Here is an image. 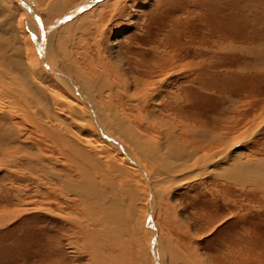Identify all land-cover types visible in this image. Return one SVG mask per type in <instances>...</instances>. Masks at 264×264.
Masks as SVG:
<instances>
[{
    "label": "bare ground",
    "instance_id": "obj_1",
    "mask_svg": "<svg viewBox=\"0 0 264 264\" xmlns=\"http://www.w3.org/2000/svg\"><path fill=\"white\" fill-rule=\"evenodd\" d=\"M29 1L30 0H0V169H2L3 172L2 179H4V181L9 180V188L16 190L14 192L12 191L14 198L25 205L35 203L33 208L38 210L42 209V211L45 210L44 214L48 213L49 215L56 216L59 215V210L56 211L53 209L54 207L48 206L49 203L51 204V201H54L55 192L63 195L66 192H71L76 198L72 196L74 199L72 200L82 204L81 208L83 212H79L82 213L83 216L82 218L74 217V220L71 218L72 221L69 226L72 232L68 236L74 239H70L69 243L76 248L83 244L85 250L86 246H91L92 249L89 247L91 256L94 257L95 255V257L100 259L102 256H99V254L103 252L100 248V246L102 247L101 244L105 245L106 243L107 246H111V244H113L111 243L112 240H116L117 244L120 242L123 243L125 241L124 236H128L130 240H135V235L137 237V235L141 233L142 224L144 226L145 213L142 211L141 214V211L139 213L138 210L142 203L140 194L138 193V190H140L139 185L142 184L140 180L141 175L137 173L136 170L140 169L142 173L147 172L148 174L156 173L158 176H163L161 180L171 184L176 180L174 177L176 175L175 173H185L186 177H190L191 175L194 176V178L196 177L199 183L204 185V188L208 191L207 193L212 197L209 199L210 202L207 205V209H204V226L212 225L216 221L215 218L217 214L219 215L225 210L228 211L230 209V212L234 213L231 215L236 216L235 228H238L239 232L235 231V234L230 237L226 235L223 239L224 242H219L222 243L220 244L221 249L218 248L221 252L216 254V264H254L255 252L252 253V251L246 250L245 255L243 251V259H238L239 257H237L241 252L240 241L242 237L237 238L236 236L244 234L240 230L239 222H242L241 228L245 226L243 223L245 214L237 215V208L241 201L238 195L240 192H243L242 187H244L245 184H251V186L256 184L257 187L264 190V161H257L256 159L245 160L242 151L233 150L235 147L239 148L241 143L247 141L258 129H264V114L257 117L254 113L247 117L245 121L242 120L243 116L250 115L256 107L264 109V104H257L259 103L258 99L260 97L256 96L246 103L239 98H236L237 100L234 98L231 100L229 109L224 106L225 100L221 97L215 98L214 109L207 108L206 105L208 101L212 100L211 93L206 90L209 87V79L205 77L204 74H206L208 70L205 62L199 63L195 61L197 58L196 54L205 50V47L202 46V49L193 48V42L195 40V37H193L195 35L193 33H191V41L190 39L182 38L184 39L183 42L181 41V43H178L176 38H171L170 36L174 34L177 36V39H180V32L173 30V22L175 21V27L178 22L171 19L170 17L172 16L168 17L170 19L168 24L165 23V25L167 24L169 26H167L168 28H166V30L170 31L164 33L162 37H159L157 34L160 31V27L163 25H158L157 21V24L154 26H151L150 22L149 24H145V22H143L144 18L140 19L138 23V20H135L134 16L131 24L136 27L137 35H133L131 36L132 38H129V40L125 39V41L133 43L132 46H134L135 49H125L127 55L129 54L127 62H117L116 58H118V55L112 52L110 54L111 59L108 61L109 68L106 70L102 66L98 67L99 65L97 66L94 64L95 62L92 63L94 59L91 60L90 58L85 59L87 60L85 61L87 64L86 67H84V65L78 66L73 63V61L76 60L73 56L75 53L72 55V51L70 53L66 51L67 53H64L66 54L65 57H61L64 55L60 56L62 62H60L59 67L74 79L76 86L81 90V94L79 93L78 95L85 97L82 99L85 102L87 101L88 108L89 106L92 108L93 115L96 114L98 116L102 128L108 134L116 137L120 143L128 148L130 157H137L140 167L135 165L130 166L126 163L127 160L122 154H119L117 150L113 149L103 140L97 138L95 129L91 128L92 126L90 123L88 124L89 121H86L89 119V115L84 112L86 117L81 115L82 110L84 111L83 105L81 106L78 100H73L70 95L71 93L68 94V91L65 90H54V86L51 87L47 81L48 74L45 71H43V74L41 73L42 75L40 76L36 73L38 68L36 69L32 66V62L35 63V60L32 61L33 54L34 59L35 57L37 58V56H35L36 50L33 45L36 44L34 43L36 39L33 41V34L31 38L28 32L24 30L25 27L23 26L25 38L32 48L31 53L27 52L28 50L26 49H29V47H27L28 43L21 34L22 31H19L18 27L20 25L16 22L18 17L28 20H31V18L35 20V17L37 18L36 13H34V6ZM47 1L48 2H46V0H34L40 9L41 6L46 5L44 9L47 16L51 12L61 14V9L64 5L59 6L54 4L51 7L52 0ZM107 2L109 3V0H103L85 11L82 10L83 12H80L81 14L78 13L79 15L77 14L75 18L59 29L56 27L51 31L49 30V37L45 44V50L48 51L49 54L43 55L45 59H47L46 55L50 56V60L51 55L55 54L52 41L53 36L55 37L54 41H62V44L66 45L70 35H66L65 32L74 29L75 26L73 25H75L77 21L80 22L77 24V27L82 28L83 24L85 25L90 22V14H93V11L98 10L101 15L103 9L100 7ZM205 8H207V6ZM114 10L116 11L117 9L114 8ZM41 20L45 24L50 22L43 17H41ZM38 21L39 19L37 18V23L36 21H33L31 25L25 23L30 33L35 29V37L37 34L39 35L41 31H45L44 28L42 29V27H40L42 23L39 25ZM86 27L87 26H85V28ZM164 28L162 27L161 30ZM17 29L20 33H17ZM71 37L73 38V36ZM80 38L83 41V38ZM37 39H41L39 41L44 42L42 33L41 38L37 37ZM114 40L112 44L116 43ZM200 43L205 44V39H201ZM83 49H85V47ZM85 52L82 51L83 55L88 51ZM97 53L98 52H96V54ZM182 54L183 58L187 59L185 61L183 60L184 62L181 64L179 61L175 64V61L181 58ZM86 58L88 57L86 56ZM45 59H43V63L52 71V68L48 67L49 62L47 61V63L44 61ZM57 61L59 60L57 59ZM122 65L129 66L125 71L126 73L121 72ZM243 68L241 72H264V66L260 68L252 67L250 70ZM196 69L198 70V75H195ZM179 73H187L186 76L183 75L179 77L180 79H186L184 83L179 84L176 78L169 80L174 76H178ZM246 75H248V73ZM114 76L119 79V82L114 80ZM59 77L61 80L63 79L65 81L64 75L59 74ZM110 77H113L114 81H110ZM128 78H130V80H128ZM223 83L225 82L223 81ZM71 87L74 92L77 90L76 87L72 85ZM244 87L243 85V88ZM101 89H107L108 101L105 100V98L104 101L96 98L95 93L98 94V97L102 95ZM249 89H251V87ZM111 94H115V98L117 96L116 99L120 106L125 99L123 100L118 94L125 95L127 98L126 101H129L128 103L131 108L137 111L142 109L144 111V108L152 104L153 110L159 113L154 116L153 122L156 123V126L159 127L161 131H158L159 133L156 135L147 132V130H140L138 127L134 126V124L132 125L134 122L131 123L130 120H134V118L140 115L138 116L136 113L131 117H127L116 109L113 110L115 104L112 106L114 102H111V100H113ZM245 94L254 96L252 91H250V93L246 91ZM130 100H133V102L130 103ZM238 101L241 102L239 106L236 105ZM178 107L181 109L180 111L182 114L190 115L193 120L205 124L204 127L189 125L191 118L185 116L189 126L186 131L190 137L188 142L185 141L180 129L177 132L179 125L184 126L186 124V121L177 120L178 116L175 114L174 108ZM223 110L230 113L229 119L231 120V125L224 122L216 124L217 120L224 118L221 115ZM68 115L72 118L70 121L68 120ZM257 119L259 121H257ZM96 124L97 123H95V125ZM28 125L31 127H26ZM89 130L92 136H89L90 138L86 137L87 140H84L86 144H89V147L84 145L85 148L88 147V149H85L82 146L83 142L81 140H83L84 136L81 133L84 134V131L89 132ZM33 133L36 135L38 134L41 139H34ZM93 133H95L96 136H93ZM158 139H160L159 142L157 141ZM42 141L47 142L51 149L47 148ZM46 150L50 151L49 154L45 153ZM101 150H103V155L107 160L106 163L103 162L104 160L99 162L93 155L95 151L96 154L97 151L101 153ZM58 157L61 159L60 168L56 167L58 159H54ZM63 158L69 165L76 168L77 173L81 174L82 178L80 177V180L71 181V179H69L70 177H67L62 169L66 163ZM86 162H88L89 165H87ZM185 175L183 178H185ZM146 176L144 175V179L147 181L146 183L148 185L151 184L148 189L152 188L153 193V188H156L154 185L155 179L145 178ZM96 177H98V179H96ZM119 177H122L123 180L117 179ZM212 177H214L215 180L209 181ZM202 178L203 181L201 180ZM156 181L159 180L157 179ZM207 182H209V184ZM142 185V187H144V184ZM9 188L4 190V186H0V190L5 191L1 192L0 200H8L6 195L8 196L9 194ZM161 188L163 187L161 186ZM143 190H145L146 193V187H144ZM253 195L255 194L251 196L253 197ZM261 196L264 197V195ZM145 198L147 200V197H144L143 200H145ZM43 204L46 205L45 208L41 207ZM240 211L241 210H239V212ZM247 212L248 210L246 213ZM85 215L87 216L86 218L91 221L90 223L93 227L97 226V233H92L93 235L91 237L87 235L90 233H85L83 231L75 233L77 225L81 226L83 224L82 219ZM141 216L142 222L139 220ZM250 216L256 217L255 214H250ZM138 223L139 225H137ZM82 239L85 242L80 244L79 241ZM238 239L240 241H238ZM256 240L247 244L249 249H255V245L258 243ZM239 242V247H237L236 245H238ZM125 246H123L122 251L126 250L124 249L126 248ZM94 248L97 249L94 250ZM158 253L160 254V251ZM115 254H111L112 257L115 258ZM121 254H124V252ZM50 255L51 254L47 253V261H49ZM228 255L231 257L228 258ZM193 256L197 264H206L197 254L193 253ZM105 262L106 260L102 261V264ZM109 264H111V261H109Z\"/></svg>",
    "mask_w": 264,
    "mask_h": 264
},
{
    "label": "rangeland",
    "instance_id": "obj_2",
    "mask_svg": "<svg viewBox=\"0 0 264 264\" xmlns=\"http://www.w3.org/2000/svg\"><path fill=\"white\" fill-rule=\"evenodd\" d=\"M102 1L103 0H97V1L96 0H52L51 7L54 4H57L59 6L64 5V7L61 9L62 11L61 14H58L56 12H51L47 16L44 9L46 8V5L41 6L40 9V7L37 6L34 0H30L29 2L34 6V11H35L34 13H36L37 18L40 21V22L38 21V23L39 25L42 23L40 27H42V29L44 28L45 30L44 31L45 33L41 31L42 36H44V42L39 41L41 39L39 40L37 39V37L41 38V33H39V35L37 34L35 37L34 35L35 29L32 30L31 28L32 32L30 33L27 29L28 28L27 25L25 24L28 23V25L29 24L31 25L33 21H36L37 23L36 17L35 20L32 18L31 20H28L26 18L23 19L18 17L16 22L17 24L20 25V26L18 25L19 26L18 28L20 32L22 31L21 34L23 35L24 38H25V33L23 32V26L25 27L24 30L28 32L31 38L33 34L34 39L32 40L34 41L36 39V41H34V43L36 44L33 45H34V49L36 50L35 56H37V58L35 57L34 59V54H33V59H32V61L35 60V63L32 62V66L35 67L36 69L38 68L36 73L40 76L43 74V71H45L48 74L47 81L51 87L54 86L53 87L54 90L56 91L65 90L68 91L67 92L68 94L71 93L70 95L72 96L73 100L76 99L81 103V106L83 105L82 107L84 111L82 110L81 115L83 116L84 113L89 115V119L86 121L87 122L89 121L88 124L90 123V125L92 126L91 128L95 129L97 138L103 140L113 149L117 150L119 154H122V156L127 160L126 163L128 165L130 166L135 165L137 167H140L137 161L138 160L137 157H132V156L130 157L128 154L129 153L128 148H126V146L120 143L116 137L108 134L102 128V124H100L101 121L98 118V116L96 114L93 115L91 110L92 108H90V106L88 108L87 101L85 102L82 99L85 97H83L82 95H78L79 93L81 94L80 92L81 90H79V87L76 86V82L74 81V79L71 78L67 74V72H64L63 69L59 67V64L60 62H62L61 57L66 56V54H64L67 53L66 51H68L69 53L72 51V55L75 53L73 56L76 60H74L73 63L77 64L78 66L84 65V67H86L87 64L85 61L87 60L85 59L90 58L91 60L94 59L92 63L95 62L94 64H96L97 66L99 65L98 67L102 66L106 70L109 68L108 61L111 59L110 54L112 52L117 53L118 55V58H116L117 62L118 61L127 62V59H129L128 57L129 54L127 55L125 49L128 48L135 49V47L132 46L133 43H129L125 41V39L129 40V38H132L131 36L137 35L136 27L131 24L132 18L134 16H135L134 19L138 20V23L140 19L144 18L143 22H145V24L146 23L149 24L150 22L151 26L152 25L154 26L157 23L158 25H163L160 27V31L157 34L159 37H162L164 33L170 31V30H166V28L169 27L167 25L170 20L168 17L172 16L170 18L178 22L176 24V27H175V21L173 22L174 23L173 30H175L176 32L178 31L180 32L179 35L180 39H177V36H175L174 34L170 36L171 38H176V40H178L177 42L181 43V41L183 42L184 40L182 38L190 39L191 33H193L195 35L193 36L195 37L194 38L195 40L194 42L192 41L194 45L193 48L202 49L203 48L202 46L205 47V50H203L201 53L199 54L195 53L197 56L195 61L199 63L205 62L207 70L209 71V72L207 71V73L204 74L205 77L209 79L208 80L209 87L206 90H208V92L211 93L210 95L212 97V100L208 101V104L206 105L207 108L214 109L215 98H220V97L223 100H225L224 106H226L227 109L230 108L231 100L234 98L235 99L239 98L246 103L248 101H251L256 96H258L260 98L258 99L259 103L257 104L260 105L264 104V72L258 73L254 71H249L247 72L248 75H246L247 74L246 72H241L244 66H245L244 68H246L247 70H250V68L252 67L260 68L264 66L263 64L264 63V0H201V1L200 0H191V1L190 0H109V3L107 2L108 4L105 3V5L100 7L101 9H103L102 13L100 12L101 15L99 14L98 10L93 11V14H90L91 15L90 18L88 17L90 22H88L85 25L83 24L84 26L82 25V28H78L77 24H79L80 22L77 21L75 25H73L75 26L74 29L65 32L66 35L68 34L70 35L66 45L62 44V41L60 42L54 41L55 37L53 36L52 41H53V49L55 51L54 52L55 54L51 55V58L49 60L50 56H47L49 52L45 50L46 49L45 44L48 40L49 37L48 35L50 33V32L48 33V31L49 30L51 31L56 27L57 29H59L61 26H63L64 24L70 22L73 18H75L78 13L91 8L95 4H98ZM46 2L48 1L46 0ZM82 4L83 5L87 4L88 8L84 9L83 11H79L78 13H74V15L71 18L66 19V17L73 14V12ZM89 4L91 5L89 6ZM206 6L207 8H205ZM114 8H116L117 10L115 11ZM41 17L45 18L47 21L50 22L48 24H45L41 20ZM165 23L167 24L165 25ZM85 26L87 27L85 28ZM162 27L164 28L163 30H161ZM19 31L17 29V33H20ZM80 33L82 34V36ZM71 36H73V38ZM80 37L83 38L84 42ZM201 39L203 40L205 39L206 43L205 44L200 43ZM113 40L116 41L115 44H112ZM27 47H29V49L28 48L26 49L28 50L27 52L31 53L32 48L31 46H29V43ZM84 47L85 49H83ZM82 51L84 52L88 51V52L87 53L85 52L86 54L83 55ZM96 52L98 53L96 54ZM45 54H47L46 55L47 59H45V57L43 56ZM85 55L88 58H86ZM43 59H45L44 61L49 62L48 67H51L52 71L48 69L47 66L43 63ZM57 59L59 61H57ZM186 59L187 58H183V54H182L181 58L175 61V64L178 61L181 64ZM127 68H129V66L122 65L121 72L126 73L125 71L127 70ZM195 72H196L195 75H198L197 69L195 70ZM59 74L64 75L65 81L63 79L62 80L60 79ZM186 74L187 73H179L178 76H174L169 80L176 78L179 84L184 83L186 79L185 78L180 79L179 77L183 75L186 76ZM200 75L204 76L203 74ZM239 76L242 78H240ZM117 79L118 78L114 76V80L119 82V79L118 80ZM109 80L114 81L113 77H110ZM128 80H130V78H128ZM222 80L225 83H223ZM69 84L76 87L77 90H75L74 92L71 85ZM243 85L246 88L245 87L243 88ZM250 87L251 89L253 88L255 90L249 89ZM101 91H102L101 92L102 95L100 97H98L97 96L98 94L95 93L96 98L102 101H104L105 98V100L108 101L109 97L107 96L108 94L107 89L105 90L101 89ZM246 91L249 93L250 91H252L254 96L249 94L246 95L245 94ZM114 95L115 94H111V98L113 99L111 100V102L112 101L114 102V103L112 102L113 103L112 106L115 104V106H113V110L116 109L118 112L122 113L124 116L127 117H131L136 113L138 116L140 115L139 117H137L140 122L138 121L137 118H134L135 121L130 120L131 123L134 122L132 123V125L134 124V126L138 127V129L144 131L147 130V132H151L152 134H156V135L161 131L160 128L156 126V123L153 122L154 116L158 115L159 113L153 110L152 104L151 105L149 104V106L144 108V111L143 109L137 111L131 108V106L128 103L129 101L128 102L126 101L127 98L125 95L123 96V94H118V96L122 97L123 100L125 99L124 100L125 102L123 101L121 103L122 104L121 106L119 105L118 100L116 99L117 96L115 98ZM131 102H133V100H130V103ZM236 105L238 106L241 105V102L238 101ZM174 109H175L174 110L175 114L178 116L177 120L186 121V124L184 126L179 125L177 132L180 129L182 136H184L185 138V141L188 142V140H190V137L186 133V131L187 128H189V126L185 116L191 118L189 121V125L192 126L198 125L199 127H204L205 124L193 120L190 115L182 114L180 111L181 109L179 107ZM263 111L264 109H262L261 107H256L255 109H253L250 115L248 114L247 116H243L242 120L245 121L247 117L251 116L254 113L258 117L259 115L264 114ZM221 115L224 118L217 120L216 124H218L219 122H224L229 125L232 124L230 123L231 121L229 119L230 113L228 111L223 110L221 112ZM68 116H69L68 120L70 121L72 118H70V115ZM257 121L259 120L257 119ZM94 122L97 124L95 125ZM26 127L30 128L31 126L28 125ZM81 134L84 136L83 140H81L83 142L82 144L83 148H85L84 145L89 147V144H86L84 140H87L86 137L92 136L91 131L90 130L89 132L84 131V134L83 133ZM93 136H96L95 133H93ZM33 138L38 140L41 139L39 135L38 134L36 135L35 133H33ZM157 141L159 142L160 139H158ZM42 142L45 143L47 148L51 149V147L48 145L47 142L45 141ZM88 147H86L85 149H88ZM235 150L242 151L244 153L243 157H245V160L256 159L257 161H264V129H258L254 135H252L249 139H247V141L242 142L239 148L235 147L233 151ZM49 152L50 151L48 150L45 151L46 154L47 153L49 154ZM99 152L100 151H97L96 154L95 151V154H93L95 159L98 160L99 162L104 160L103 162L106 163L107 160L103 155V150H101L102 155ZM54 159L55 160L58 159L57 160L58 164L56 165V167L60 168L61 159L59 157ZM63 160L66 163L64 164L65 167L63 166L64 168L62 167V169L66 173L67 177L68 178L70 177L69 179H71V181L80 180L82 176L81 174L76 172L77 171L76 168L69 165L64 158ZM86 164L89 165L88 162H86ZM136 171L137 173H140L141 183L144 184V187H146L147 189L146 190L147 194H146L145 190H143L144 188L142 187L143 185L142 184L139 185L140 190H138L139 191L138 193L140 194L141 197L142 203L140 209L141 208L142 209L141 210L138 209V210L139 213L141 211V214L142 211L143 213H145L144 226L142 224L141 233L138 234L137 237L135 235V240H130L128 236H124L126 242L124 241L123 243L120 242L117 244L116 240L115 241L112 240L111 243H113L114 245L111 243H110L111 246L110 245L107 246L106 243L105 245L101 244L102 247L100 246V248L102 249L103 252L99 254V256H102L99 259L95 257V255L94 257H92L91 254L89 253L90 250L89 247L91 246L89 245L86 246V250L85 248H83L84 245L82 243L85 242L83 239L79 241V243L82 245L77 248L69 243L70 239H74L68 236L72 232L71 227L69 226L71 224V221L74 220V217L82 218L83 216L82 213H80L81 211L83 212V209L81 208L82 204L73 201L74 200L73 198L75 197L72 195L71 192L69 193L66 192L64 193V195L55 192V197L53 199L54 201H51V204L50 203L48 204V206H51L52 208L54 207L53 209H55L56 211L59 210L58 211L60 212L59 215L53 216V215H49L48 213L44 214L45 210L42 211V209L38 210L33 208L35 203H30L25 205L22 202H18L14 198L12 193L16 190L9 188L10 187L9 180L4 181V179H2L3 172L2 169H0V186H4L5 188L4 190H7L9 188V194H10V195L8 194V196L6 195V197H8V200H0L1 201L0 203V264H48V262L49 264H96V263L102 264V261L104 260H106L104 264H109V261H111V264H118V262L119 264L120 262L121 264L122 263L123 264L124 263L125 264H187V263L197 264L196 260L194 259L193 253L197 254L198 257L201 260L205 261L206 264H216L217 261L216 254L218 252H221L220 244L222 243L219 242L221 241L224 242L223 240L224 236L227 235L230 237L235 234V231L239 232L238 228H235L236 216L231 215L234 213H231L230 209L228 211L225 210L224 212H221V214H219L220 216L217 214V217L215 218L216 221L212 225L210 224L211 227L210 225L204 226L203 225V218L205 215L204 209H207V205L210 202L209 199L212 197L209 195V193H207L208 191L204 188V185H201L199 183V180L196 179V177L194 178V176L192 175L190 177H186L185 173L184 174L179 173L180 175L178 173H175L176 175L177 174L178 175L177 177L176 175L174 176L176 180L171 184L164 180H161L163 176H158L156 173H152V174H148L147 172L142 173L140 169H137ZM144 175L145 176L147 175L145 178L155 179L154 182L159 183V184L154 183L156 187L153 188L154 194L152 193V188L148 189L151 184L148 185L146 183L147 181L144 179ZM184 175L185 178H183ZM96 179H98V177H96ZM117 179H122V177H119ZM157 179L160 182L156 181ZM201 180L203 181V178ZM212 180L214 181L215 178L212 177L209 181ZM207 183L209 184V182ZM161 186L163 188H161ZM242 190L243 192H240L239 194L240 196L238 195V197L241 198V201L239 203V207L237 208V212H238L237 215L245 214L243 218L244 220L243 223L245 225L244 228L246 229H244L243 227L241 228L242 222H239L240 230L244 234L241 235L239 233L240 235L236 236L237 238L242 237L241 241L238 239V241L241 242V252L240 255L237 257H239L238 259H243V256L245 255V251L250 250L252 251V253L255 252L254 253L255 261H253L254 264H264V197L261 196L264 195V190L257 187L256 184H253L252 186L251 184H245L244 187H242ZM1 192H5V191L0 190V195ZM252 194L255 195H253L252 197L251 196ZM143 196L147 197V200L145 198L146 202L145 200H143L144 198ZM144 202H145V208L147 207L146 209L144 208ZM45 206H46L45 204L41 205V207L43 208H45ZM239 210L241 211L239 212ZM247 210L248 212L246 213ZM250 214H255L256 217H251ZM86 217H87L86 215L85 217H83L82 219L83 224L81 226L77 225L79 230L76 227L75 233H79V231H83L85 233H90L91 235L90 234L87 235L91 237L93 235L92 233H97V226L93 227L90 223L91 221H89L88 218ZM219 217L221 218L223 217V218L221 219ZM71 218L73 219L71 220ZM139 220L142 222V216L140 217ZM137 225H139V223ZM253 240H256L258 242L255 245L254 250L249 249L247 245L253 242ZM240 242L238 243V245H236L237 247H239ZM123 246L126 247L124 248L126 249L124 251H122ZM96 249L97 248H94V250ZM159 251L160 254L158 253ZM243 251H244V255H243ZM123 252L124 254H121ZM47 253L51 254L49 261H47ZM109 254L110 255L115 254V258L112 257V255L110 256ZM103 256L104 258L105 257L106 258L104 259ZM230 257L231 256L228 255V258Z\"/></svg>",
    "mask_w": 264,
    "mask_h": 264
},
{
    "label": "water",
    "instance_id": "obj_3",
    "mask_svg": "<svg viewBox=\"0 0 264 264\" xmlns=\"http://www.w3.org/2000/svg\"><path fill=\"white\" fill-rule=\"evenodd\" d=\"M97 1V0H96ZM91 4H89V6H90ZM86 8H88V5L87 4H82L81 6H79L74 12H73V14L74 13H78L79 11H82V10H84V9H86ZM73 14H71V15H69L68 17H66V19H69V18H71V16L73 15Z\"/></svg>",
    "mask_w": 264,
    "mask_h": 264
}]
</instances>
